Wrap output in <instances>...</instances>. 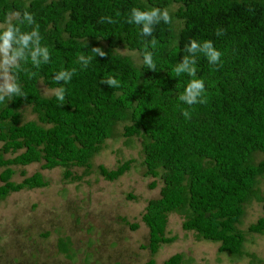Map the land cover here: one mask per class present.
Returning a JSON list of instances; mask_svg holds the SVG:
<instances>
[{"label":"trees","instance_id":"16d2710c","mask_svg":"<svg viewBox=\"0 0 264 264\" xmlns=\"http://www.w3.org/2000/svg\"><path fill=\"white\" fill-rule=\"evenodd\" d=\"M172 4L176 8L169 10ZM133 7L167 8L172 17L171 24L154 26L156 48L148 45L155 72L142 62L153 37L142 36L141 26L128 23ZM24 10L39 25L50 61L38 69L30 60L22 62L27 71L16 75L26 96L0 105V199L47 184L39 171L14 182L10 166L37 162L41 169L62 167V175L72 177L69 167H86L114 125L123 123L122 136L142 138L143 174L161 180L158 196L146 201L140 217L150 255L142 264H155L159 245L174 240L165 234L171 212L183 215L181 229L196 239L218 243V252L243 255L244 232L237 224L253 198L261 202L262 214L245 232L264 233V194L256 187L264 181V0H0V22L8 13ZM101 17L114 23H101ZM217 29L223 34L217 36ZM192 39L211 40L222 55L213 65L197 54L196 76L205 82L207 103L188 106L179 95L191 78L176 76L173 69L189 55L185 46ZM94 46L107 55L92 53ZM117 47L137 51L140 64L115 52ZM81 53L93 57L87 67L78 63ZM73 68L67 84L54 80L59 70ZM109 76L120 87L100 82ZM39 81L49 89L63 86L65 101L41 95ZM24 105L35 120L20 121ZM185 108L191 112L188 119L182 114ZM256 153L261 156L254 161ZM129 163L97 168L104 179L113 180ZM56 244L69 255L67 238L58 237ZM181 262V253H173L162 264Z\"/></svg>","mask_w":264,"mask_h":264},{"label":"rangeland","instance_id":"374dc122","mask_svg":"<svg viewBox=\"0 0 264 264\" xmlns=\"http://www.w3.org/2000/svg\"><path fill=\"white\" fill-rule=\"evenodd\" d=\"M175 8L172 4L169 10ZM115 52L129 56L136 65L141 62L137 51L117 47ZM37 87L43 96L52 94L40 81ZM20 117L21 122L36 119L25 105ZM122 125H114L111 137L86 167H69L72 177H64L62 167L41 169L37 162L10 166L14 182L39 171L47 184L9 192L0 199V264H142L150 257L145 247L147 227L140 217L146 201L158 196L161 180L143 174L142 138L122 136ZM260 156L256 153L254 161ZM123 160H130L129 167L113 180L104 179L98 171V164L110 169ZM256 187L264 194L263 180ZM261 214V202L255 198L244 205L237 224L244 232V254L235 257L218 252V243L196 239L192 231L182 230L183 215L171 212L165 234L174 240L159 245L154 262L162 264L173 253H181L179 264H264V233L245 232ZM132 223L137 227L131 229ZM58 237L69 240V255L59 251Z\"/></svg>","mask_w":264,"mask_h":264},{"label":"clouds","instance_id":"9594fccd","mask_svg":"<svg viewBox=\"0 0 264 264\" xmlns=\"http://www.w3.org/2000/svg\"><path fill=\"white\" fill-rule=\"evenodd\" d=\"M114 23L111 17H101L100 22ZM163 22L171 24L172 17L167 8L151 7L147 10L139 7H133L130 10L128 23L141 26V34L145 37H153L154 26ZM30 30H23L29 28ZM217 36L223 34V29H217ZM42 36L39 31V25L36 24L34 16L27 10L13 11L7 14L3 22H0V105L5 104L6 100H12L13 97H25L18 83L16 71L22 69V62L27 63L29 60L33 67L40 68L42 64L50 61V51L46 45H42ZM155 49L158 41L153 37L143 50V65L151 71H157L156 63L153 59L152 51L148 50V45ZM86 47V42L84 44ZM185 55L181 62L178 63L173 71L176 76L186 74L189 79L183 92L179 95V100L188 106L207 103L205 82L196 76V56L203 54L210 64L220 63L222 53L216 49L211 40L198 42L195 39L189 41L185 46ZM91 52L100 57L107 53L99 46L91 48ZM92 56L79 54L78 63L84 67L91 62ZM76 69H61L54 75V80L59 84H67L71 81ZM30 77L36 76L35 72L29 73ZM101 83L109 87H120V82L113 76L102 79ZM66 89L63 86L51 90L56 99L63 103L65 101ZM183 116L188 119L191 116L189 109H182Z\"/></svg>","mask_w":264,"mask_h":264}]
</instances>
